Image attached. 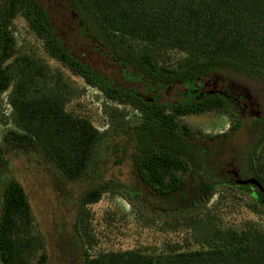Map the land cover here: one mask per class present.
<instances>
[{
	"label": "trees",
	"instance_id": "1",
	"mask_svg": "<svg viewBox=\"0 0 264 264\" xmlns=\"http://www.w3.org/2000/svg\"><path fill=\"white\" fill-rule=\"evenodd\" d=\"M58 1L67 3L79 36L112 58L128 82L118 83L71 47L46 0H0V101L12 88L8 101L17 127L5 133L0 145V173L13 156L24 155L67 181L91 179L78 195L74 239L63 241L70 245L77 236L78 264H264L263 229L253 221L241 228L223 226L210 212L187 218L186 225L200 245L196 248L177 243L161 251L133 248L94 256L87 247L91 243L87 206L106 193L127 190L122 174L114 169L130 151L138 176L131 190L134 195L141 190L172 201L187 198L190 195L182 191L189 180L200 188V194L187 199L189 204H197L201 197L210 199L223 184L238 183L248 191L253 183L238 181L230 171L235 158L242 178L250 173L262 182L263 189L257 187L248 206L264 212V115L254 120L257 132L252 140L235 147L232 138L240 137L248 119L242 108H233L221 94L201 96L197 91L211 78L225 76L257 91L264 103V0ZM19 14L44 40L52 57L107 98L134 106L141 113L139 122L130 125L126 109L107 105L111 129L102 132L87 117L69 112L67 103L81 89L60 68L17 52L11 26ZM172 50L184 55L173 59ZM175 84L186 88L183 93L189 96L168 103L143 92ZM208 111L225 112L234 122L214 145L199 141L202 131L182 118ZM118 136L127 138L125 145ZM49 260L27 189L17 176H8L0 213V262L48 264Z\"/></svg>",
	"mask_w": 264,
	"mask_h": 264
},
{
	"label": "rangeland",
	"instance_id": "2",
	"mask_svg": "<svg viewBox=\"0 0 264 264\" xmlns=\"http://www.w3.org/2000/svg\"><path fill=\"white\" fill-rule=\"evenodd\" d=\"M46 3L54 22L68 40L69 45L79 55L84 56L96 68L111 74L118 83L128 82L125 80L121 67L112 58L106 57L103 51L96 50L91 41L79 36L78 25L71 17V10L67 3L58 0H46ZM11 30L16 38L19 54L40 57L52 68H60L67 78L81 89V94L72 97L67 103L66 108L69 112L87 117L102 132L111 129L109 117L106 114L107 105L126 109L130 125L139 122L141 113L133 106L119 104L107 98L98 87L91 86L83 77L73 74L62 62L52 57L46 49L44 40L29 26L24 16L19 14L14 19ZM169 54L173 59L184 55L176 50L169 51ZM217 84L224 90L230 85L235 94L243 93L245 87V90L249 89L236 78L215 76L210 79L208 90H212ZM11 89L5 92L0 101V145L8 130L17 129L10 116L12 107L8 101V94ZM179 90L180 88L177 87L174 91ZM256 102H258L257 99ZM183 120L202 131L203 136L198 140L203 141L205 145H214L216 139L228 133L232 126L231 117L220 111L186 115ZM239 136L237 139L232 138V144L235 147L247 138L245 133ZM117 138L120 144H126V137L118 136ZM130 154L131 151L126 155L127 158L114 169V172L122 174V178L129 186L127 190L106 193L99 201L87 206L89 211L87 232L91 239L87 247L92 255L97 256L110 250L133 248L161 251L168 245L177 243L186 249L199 247L193 236V230L186 225L187 218L193 213L210 212L218 223L235 228H241L247 221H253L258 228L264 230V212L253 211L248 206L253 197L236 184L218 186L210 199L208 197L210 194H207L205 196L208 197L207 200L201 197L197 204H189L187 200L189 197L200 194L199 185L191 180H187L188 183L182 191L183 194L190 195L187 198L177 197L172 201L149 192L150 195H147L146 191L141 190L134 195L131 190L137 185L138 176ZM12 175L23 182L30 196L37 230L45 237L50 254L48 264H78L77 236L70 245L64 246L63 241L64 237H68V241L71 237L74 239L75 215L79 207L78 195L87 189L91 179L70 182L34 157L13 156L9 167L0 173V213L3 187L6 178ZM178 223V228L174 229L173 227Z\"/></svg>",
	"mask_w": 264,
	"mask_h": 264
},
{
	"label": "flooded vegetation",
	"instance_id": "3",
	"mask_svg": "<svg viewBox=\"0 0 264 264\" xmlns=\"http://www.w3.org/2000/svg\"><path fill=\"white\" fill-rule=\"evenodd\" d=\"M209 82L210 81H208L205 85L201 86L197 91L201 94V96H204V95L209 94V93L221 94V95L227 97L228 99H230L231 105L233 106V108H242V112L244 113V116H246V118H248L247 122H245L242 133H245L247 136L245 141L252 140V138L255 135V132H257V126H255L254 120L256 118L264 115V103H261V101L258 99V97L260 95L257 94V91L254 92L250 88L248 89V91H249L248 92L247 90H245L246 87H245V89H243V93L235 94L234 89L231 90L232 87L230 85H228V88L226 90H224L223 88H220L219 84H217L216 87L213 88L212 90H208ZM177 87H178L177 84H175V85H170V86H167L164 88H162V87L161 88H155L153 90L149 89L146 92L145 91H143V92L148 97L157 98V99H164V101H166L168 103L173 102V101L178 102L180 99L182 100V99H185V97L189 96V94L183 93V91L187 92V89L184 87H179L180 90L175 92L174 90ZM195 93H196V91L193 92V94H195ZM193 94H191V95H193ZM256 99L258 100L259 103L256 102ZM255 108H257V110H255ZM220 112H222V111H220ZM223 113H225V112H223ZM187 115H191V114H187ZM184 116H186V115H184ZM184 116H182V118ZM231 120H232V126H233V124H234L233 119L231 118ZM232 126H231V128H232ZM235 161H236L235 158H233L230 166L231 167L236 166V168H233V169L231 168L230 171L233 172L234 177L237 178L238 181H240V180L248 181L249 180L251 183H253L254 186H251L250 190L246 191L245 188H244V190L253 197L252 199H255L253 194H255L257 192L256 191L257 187L259 189H263L262 182L256 178H254L253 176H251L250 173H247L244 176V178H242L240 175V167L236 165ZM233 184L237 185L238 183H233Z\"/></svg>",
	"mask_w": 264,
	"mask_h": 264
}]
</instances>
